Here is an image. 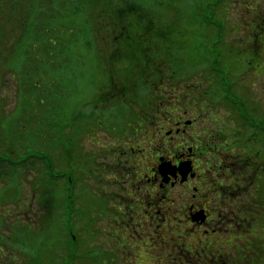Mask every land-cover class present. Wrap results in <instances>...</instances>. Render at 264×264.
Listing matches in <instances>:
<instances>
[{"label":"rangeland","instance_id":"374dc122","mask_svg":"<svg viewBox=\"0 0 264 264\" xmlns=\"http://www.w3.org/2000/svg\"><path fill=\"white\" fill-rule=\"evenodd\" d=\"M33 1L35 0H16V3L11 8L8 5L5 6L3 8V11L5 9L4 18L0 20V48L3 49L0 50V117L6 118V123L9 122V124L12 120H17L16 122L19 124L23 122L22 118H20L23 113H42L40 106L36 104V99L42 97L43 91H45L47 84H49L51 80L60 77L59 71L54 70L52 65L54 58H61L65 60L66 63H72L70 59L71 55L68 58L64 55L56 57L55 47H50L47 50L39 48L34 51L36 54L35 61L38 65L37 70L33 69V73L31 74H25V71H23L24 63L21 65V60H23L21 56L27 54L28 49L19 48L21 42L18 38H21L25 31V24L23 23L21 15H25L24 11L28 6L27 10L31 12L34 5ZM63 1L66 0H59V3ZM78 1L82 3V10L78 12L79 16H76L77 18L75 20L82 23L80 30L82 31L83 27L85 28L87 39H93L95 43V52H91L90 58L79 68V74L83 76L82 80H85V82L82 86V81L79 83V88L82 87L81 91L76 94L72 93L69 96L65 104L68 112L66 117H68V123L73 121V113L70 111H73L76 106L77 108L82 107L83 113L86 112L85 115L87 112H93L92 114H95V117H90V119H88L90 120L89 122L86 120L82 121L84 131L81 130L77 136L74 134L75 138L72 139V141L74 142L75 150L72 152L73 159L70 167H67L69 163H66V167L62 165L61 159L57 157V155L61 154V151L59 148L55 149V162H57L59 166L56 167V170H60V172L63 170L69 172L70 176L67 179L72 190L74 189V193L77 195L80 194V197H82V201L78 202L79 204L77 203V209H81L79 212L82 217H80L78 213H72L70 230L71 232L72 230L78 231L76 229L81 225L80 223L88 220L89 225L86 227V230L89 233L87 232L84 234L86 231L85 228H82V231H78L79 237L82 238L81 244L82 242L84 243V250L93 249L95 255H93V253L91 255L98 260H103V264H160L156 256L164 250V247L162 246L163 244H160L155 239L143 241L142 239H130L128 237L126 241L125 238H123L126 241L125 243H127L125 251L120 247L122 244L119 245V243H115L116 234L119 230L117 225H120L116 224V221L113 220L115 217L114 211L116 208H119L115 203L117 202L116 196L122 193V191L117 189V185L112 184V182L115 181L113 165L117 164V160L112 159V157H114L112 150L115 148L114 146H119L124 140H130L136 132H140L139 129L142 128L140 123L145 125L149 122L147 116H150L151 122H155V124L165 123L167 121L172 122L173 118L179 117V113H182V110L186 107L188 114H183L185 118L198 116L199 120H202V116L205 115L204 110H200L202 114L196 113V111L199 112L198 107L200 104L198 102L200 99H204H202L201 103H203V101H209L210 104H214L212 100L216 99V91L218 90L211 88L212 84H209L208 80L204 77L203 66L200 64L192 65L191 60H189L187 54L184 53L189 45L193 48L195 43L199 44L201 41L198 42L200 36L196 37L195 35H200L201 32L206 31L204 25L199 23L201 21L196 20V18H201V15L195 10V6L201 1L146 0L151 5L150 8L153 10V15L155 14L158 16L159 23L164 26L161 28L173 32L167 42L170 43L173 50L177 51L178 63L184 62V66L178 68V74H182L181 80H179V82L176 80L169 82L166 80V82H163L164 84L162 83V85L164 87L160 92L161 94L156 95V97H154L155 94L149 97L148 100L150 101L145 106L141 104L145 101L143 97L139 92H135L136 88L138 89V85L135 84V81L145 77L146 69H150V66L149 68L141 66L142 69L140 68L137 74L134 72L129 78H125L127 69L125 65H121V71H118L120 74L119 76L112 73L111 68H113V71L115 70V66H112L113 62H119L120 58L109 56L114 54L111 52L113 49L110 48V42H105L107 36L105 32L115 29V26L112 27L108 25L96 27L97 17H100L102 22L111 18L116 19L117 11H114L113 8L115 7L114 2H116V0ZM156 1L162 2L161 6L154 4ZM245 1L247 0H225V4L222 5L224 10L222 16L226 15V23L229 27V29L226 30L227 35L225 40L230 42L235 48H241L245 45L243 31H245L246 28H240V24L244 22ZM259 1L261 5L262 3L264 4V0ZM118 2L121 3L122 1ZM122 3L119 5L121 6ZM110 8L111 10H109ZM206 13H209V11ZM244 24H246V26L249 24L247 17H245ZM69 27L70 26H68L67 29ZM234 27H238L239 29H234ZM248 27L249 26H247V28ZM180 32H187L188 35H192L187 37L185 41L186 44H181L180 37L175 35ZM65 36L66 37H62L60 41L63 40L62 42H65L67 40V43L79 42V38L69 37V31L66 32ZM79 43L82 44V42ZM79 43L77 45L80 46ZM4 50L13 52L7 54ZM100 50L104 55H108L107 71L99 77V81L97 82L92 74L94 66L92 62L95 61L93 60V56L95 53L99 54ZM235 50L236 49H233V51ZM197 51L198 50L195 49L194 54L190 55L192 59H196L198 56L196 55ZM14 53H17V55L13 56ZM71 53L74 54V52ZM230 59L232 61L234 58ZM238 60L240 62H246V59L240 58L235 59L233 63L238 62ZM46 63H49L51 66H46ZM165 63L168 64L169 62L166 61ZM262 64H264V60H257L253 65L250 64L249 67H242L240 71H238L239 69L237 68V77L240 79V82L236 87L237 90L239 88L240 93L245 89L243 92L250 95V101L252 106L255 105V111H258L260 115L264 116V65ZM24 69L26 71L28 70L25 68V65ZM60 72L69 76L67 68L60 69ZM155 80L156 75H154L148 83L154 89H157V85L155 84H157L158 81L154 83ZM38 83L40 87L35 90L33 86ZM204 91L208 92L205 96L200 94V92ZM127 97L128 99H126ZM153 107L156 111L155 118L151 113L154 111ZM195 108H197V110H195ZM214 109L218 110L219 116L223 118L231 116L229 111L222 108L220 105H217ZM129 110L132 112L131 117L129 115ZM130 118L136 119L130 122L131 125L129 127L131 128L121 129L120 127H125L126 119L131 120ZM232 119L230 120L231 123L234 122ZM33 124L36 125V121H34ZM1 127L5 138L3 142L0 141V145L4 146V154H9L8 147L12 146L9 140L10 136H8L7 133L5 136L3 126L1 125ZM44 127L46 128L45 125ZM7 128L6 126V129ZM8 131L10 133V130H7V132ZM240 132L241 135H245L243 139L246 142L249 134H251L253 130L250 128H242ZM40 138L39 143L51 141L46 134L40 136ZM247 141L249 142V140ZM49 146L50 144L46 143L42 148L44 149ZM250 146L251 148L256 147V143L253 142L252 136ZM16 149L19 150V148ZM262 155H264V151ZM39 175L38 168L30 167L26 175L21 176L19 179L22 191L20 193V200H17V203L20 204V201L22 205L25 202L28 203L27 207L31 209L29 215L32 216V218H26L27 215L14 217L15 213L19 212V210L22 212L23 208H19L17 204L11 201L14 198L13 195L11 193L9 195V192L3 188L6 178L0 176V264L27 263L26 259L28 258V254L30 252L32 253L33 249L31 246L27 245L30 244V242H24V247L22 249L18 243L12 242L10 239V237L14 238L12 222L23 225L26 223V219L35 221V223L31 224V230H37L47 223H52L54 225L52 230L55 232L53 236H51L54 250L60 254H63L66 250L65 247L60 248L61 243L65 239V233L59 230L58 208L56 210V206L53 205H47L49 208L41 207L37 202L38 189L36 183L38 182L37 178H39ZM119 178L120 177H118L117 180H119ZM7 180L8 179H6V181ZM120 180H122V178H120ZM254 186L253 184L251 187L250 197L252 202H255V197L253 196L258 195V191H255ZM259 188L260 185L258 189ZM3 190L5 197L9 198V202L8 199H3ZM22 207H24V209L27 208L25 205ZM52 212L55 213V215L50 220L47 217H49L48 214ZM41 215L45 216L42 217ZM23 218H25V220ZM262 219H264V217H262L261 220ZM258 220L259 219H257V221ZM256 226L257 225L251 227V235L254 237H250L249 239L255 238L254 228ZM137 230L140 234L143 233L145 236L146 233H148L145 229V232L142 229ZM260 238H263L262 234H260ZM23 239L26 240L27 238ZM261 244L262 262L258 264H264V241ZM234 246L233 249H231V247L229 248L228 256L231 261L235 260V264H248L249 261L244 257L246 249L243 248V243L237 240ZM109 250L111 253H108ZM156 261L157 263H155ZM89 263L91 264L93 262L88 261V264ZM164 264L171 263L166 260Z\"/></svg>","mask_w":264,"mask_h":264},{"label":"trees","instance_id":"16d2710c","mask_svg":"<svg viewBox=\"0 0 264 264\" xmlns=\"http://www.w3.org/2000/svg\"><path fill=\"white\" fill-rule=\"evenodd\" d=\"M118 1L123 2H121L122 7ZM200 1V3L196 4L195 10L200 13L201 18H196V20L201 21L199 23L204 25L206 31L201 32L200 35H195L196 37L200 36L198 42L201 41L199 44L195 43L193 48L190 45L188 48L185 47L186 51L184 53L187 54L192 65L200 64L203 66V75L208 80V83L212 84L211 88H214V90L239 91L236 85L239 84L240 79L237 77L238 72L236 69L238 68V71H240L242 67H249L250 64L253 65L257 60H264V4L262 3L261 5L259 0H247L244 2L245 16L243 17V21L245 22V17H247L249 22L247 26L249 27L247 28L244 22L240 24V28H246L243 31L245 45L241 48H235L230 42L225 40L227 35L226 30L229 29L226 23V15L222 16L224 14L222 5L225 4V0ZM157 2L154 4L161 6L162 2ZM15 3L16 0H0V20L4 18L5 9L3 11V8L7 5L11 8ZM33 4L31 12H28V6L24 11L25 15H21L25 24V31L22 37L18 38L21 42L19 48L28 49V53L21 56L23 59L21 60V65L24 63L25 68L28 69L27 72L23 65V71H25V74H31L33 73V69L37 70L38 65L35 61L36 54L34 51L39 48L47 50L50 47H55L56 57L64 55L68 58L71 55L70 59L72 63H66L61 58L53 59V68L59 71L60 77L51 80L47 84L45 91H43L42 97L36 99V104L42 110L41 114L39 112L23 113L20 116L23 122L20 124L16 122L17 120H12L10 124L9 122L6 123L7 119L0 117V124L4 129L3 132H5V136L6 133L10 136L9 140L12 143V146L8 147L9 154H4V146L0 145V176L8 179L7 181L5 179L3 188L9 192V195L10 193L13 195L14 198L11 201L17 204L19 208H23V213L20 210L19 212L15 211L14 217L27 215L26 218H32L29 215L31 209L27 207L28 203L25 202L23 204L27 207L25 209L22 207L21 201L20 204L17 203V200H20V193L22 191L19 179L21 176L26 175L28 168H38L40 175L36 183L38 189L37 202L41 207L49 208L48 206L53 205L56 206V210L58 208L59 230L65 233V239L61 243L60 248L65 247L66 250L63 254L54 250L51 236L55 232L52 230L54 227L52 223H47L37 230H31V224L35 223L31 219L25 220L23 218L27 223L23 225L12 222L14 238L10 237V239L12 242L18 243L22 249L24 242H30L27 245L33 249L32 253L28 254L26 264H88V261L93 262L91 264H103V260H98L91 255L92 253L95 255L93 249L84 250V243L82 242L81 244L82 238L79 237L78 231H82V228L87 229L86 227L89 225L88 220L80 223L81 225L76 229L78 231L72 230L71 232L70 230L72 213H78L82 217L79 212L81 209H77V203L82 201V197H80V194H75L74 189L72 190L67 179L70 176L69 172L56 170V167L59 166L55 162V149L59 148L61 154L57 155V157L61 159L62 165L64 167H66V163H69L67 167L72 165V152L75 150L72 139L81 130L84 131L82 121L86 120L89 122L90 120L88 119L90 117H95V114H92L93 112H87L85 115L86 112L83 113L82 107L77 108L76 106L77 109L75 108L73 111H70L73 113V121L68 123V117H66L68 112L65 106L69 96L72 93H78L82 89V87L79 88V83L82 81V86L85 80H82L83 76L79 74V68L87 62L91 52H95V43L93 39H87L85 28L83 27V30H80L82 23L75 20L79 16L78 12L82 10V3L78 0H66L61 3H59V0H35ZM114 4V11H117L116 19L111 18L102 22L100 17H97L96 27L115 26V29L105 32L107 35L105 42H110V48L113 49L111 52L114 54L109 56L120 58L119 62H113L112 66H115V70L113 71V68H111L112 73L119 76L118 71H121V65H125L127 68L125 78H129L134 72L137 74L141 66L145 68H149L150 66V69H146L145 77L135 81V84L138 85V89L136 88L135 92H139L143 97L145 101L141 104L145 106L150 101L148 100L149 97H152L154 94V97L161 94L160 92L164 87L162 85L163 82H166V80L167 82L172 80L179 82L181 80L182 74H178V68L184 66V62L178 63L177 51L173 50L170 43L167 42L173 32L161 28L164 26L159 23L158 16L153 15V10L150 8L151 5L148 1L116 0ZM208 11L209 13H206ZM68 26L70 27L67 29ZM237 28L234 27V29ZM68 31L70 33L69 37L79 38V42H82V44L79 42L67 43V40L65 42H62L63 40L60 41L62 37H66L65 34ZM175 35L180 37L181 44H186L187 37L192 36L188 35L187 32H180ZM78 43L80 46L77 45ZM195 49L198 50L196 54L198 56L196 59H192L190 55L194 54ZM233 49L236 50L233 51ZM0 50L3 49L0 48ZM4 52L9 54L13 51L4 50ZM71 52H74V54ZM16 55L17 53L13 54V56ZM230 58L234 59L231 61ZM240 58L246 59V62L238 60V62L233 63L235 59ZM93 60L95 61L92 62L94 65L92 74L98 82L99 77L107 71L108 55H104L100 50L99 54L95 53ZM166 61L169 63H165ZM46 66L51 65L46 63ZM66 68L69 76L60 72V69ZM154 75H156L154 83L158 81L155 84L157 85V89H154L148 83ZM34 86L35 90L40 87L39 83ZM243 91L240 96L236 95V99L241 100L242 98H246L247 94ZM226 99L229 100L230 97L226 96ZM233 106L240 108L241 104L233 102ZM153 110L155 111L154 107ZM240 110H243V108ZM153 112L151 113L155 118L156 111ZM129 115L130 117L132 116L131 111ZM147 117L151 121V117ZM130 119H126L125 127L120 128H131L129 127L131 125L130 122L134 118ZM34 121H36V125L33 124ZM1 125L0 141L3 142L5 137L4 133H2ZM6 126L8 127L7 129ZM7 130H10V133ZM44 134L51 141L39 143L40 136ZM46 143L50 144V146L43 149L42 146ZM16 148H19V150ZM4 190L2 191L3 199H8L9 202V198L3 194ZM48 215L49 217L47 218L51 220L55 213L52 212ZM87 232L86 230L84 234ZM23 238L27 239L24 240ZM115 243L117 242L115 241ZM108 253H111V251L109 250Z\"/></svg>","mask_w":264,"mask_h":264},{"label":"flooded vegetation","instance_id":"af4514ba","mask_svg":"<svg viewBox=\"0 0 264 264\" xmlns=\"http://www.w3.org/2000/svg\"><path fill=\"white\" fill-rule=\"evenodd\" d=\"M241 94L218 90L212 100L216 105L201 103L203 98L198 102L196 113L205 112L202 120L185 118V107L172 122L140 123V132L114 146L112 184L122 193L116 196L119 208L113 220L120 224L115 241L123 251L128 237L155 239L164 247L156 256L160 264H235L228 255L238 240L248 264L262 262L264 116L251 106L249 94L236 99ZM217 105L231 116H219ZM242 128L253 130L247 143ZM253 184L258 191L255 202L250 197ZM254 225L255 238L249 239Z\"/></svg>","mask_w":264,"mask_h":264}]
</instances>
